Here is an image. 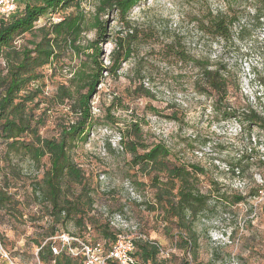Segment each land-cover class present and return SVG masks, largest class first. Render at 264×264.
Returning a JSON list of instances; mask_svg holds the SVG:
<instances>
[{"label":"rangeland","instance_id":"rangeland-1","mask_svg":"<svg viewBox=\"0 0 264 264\" xmlns=\"http://www.w3.org/2000/svg\"><path fill=\"white\" fill-rule=\"evenodd\" d=\"M19 1L15 0L18 9ZM95 3L96 0H88L83 4L89 17ZM218 13L235 16L229 41L200 29L202 22ZM61 17L49 15L38 24L43 25L48 18L55 23ZM108 21L111 39L102 47L106 65L116 35L123 32L125 36L127 31L116 15ZM130 22V29L136 34L138 31L134 55L123 65L118 77L105 76L93 98L96 121L90 138L73 152L76 163L96 186L95 207L114 213L127 205L130 209L126 211L127 220L134 225L139 223L140 233L161 245L169 255H165L169 264H264V134L241 122L243 113L250 108L264 115V0H146L132 11ZM94 37L95 33H90L81 43L86 45ZM28 39L29 36L18 38L16 45ZM174 39H179L183 49L195 59H209L213 65L222 61L227 65L230 88L226 105L236 117L224 120L216 114L214 98L194 87L197 71L170 59L166 47ZM77 61L68 55L56 70L46 68L43 92L48 99L71 79ZM3 65L0 59V70ZM46 106L41 104L37 114ZM66 112L65 107L56 108L47 118L41 135L58 136V117ZM131 123H140L146 143H165L175 159L202 167L206 172L199 184L202 193L210 191L211 183L215 182L221 193L246 198L234 207L213 198L196 223L198 244L190 253L176 246V239L164 232L157 214L140 207L123 187L125 181L137 179L130 166L131 156L119 147L120 133ZM12 171L7 168L5 174L23 201L25 216L22 221L0 222V237L16 262L38 264L34 241H40L49 218L46 210L39 213V207L28 200L37 171L28 162H19ZM101 174L106 175L104 182L99 178ZM142 181L148 183L146 178ZM138 192L145 199L153 195L149 187L139 188ZM256 193L258 196H254ZM67 229L66 233L89 242L97 238L94 229L85 232L73 223ZM0 264L9 263L0 259Z\"/></svg>","mask_w":264,"mask_h":264},{"label":"trees","instance_id":"trees-1","mask_svg":"<svg viewBox=\"0 0 264 264\" xmlns=\"http://www.w3.org/2000/svg\"><path fill=\"white\" fill-rule=\"evenodd\" d=\"M86 1L20 0L15 13L9 17L0 15V59L4 62L0 70V147L3 148L0 150V222L4 223L6 219L22 221L25 216L21 207L23 201L18 198V191H13L15 187L5 169L10 168L13 173L19 162H28L37 171L31 181L28 200L39 207V213L46 210L49 218L40 241H34L38 248V264H83L81 259H75L64 251L58 255L53 253V248L59 245L53 238L59 235L79 238L92 247L101 246L108 253L121 234L111 229L102 216V209L95 207L96 186L76 163L73 152L90 138L96 121L93 98L105 76L118 77L123 65L134 55L138 31L136 34L130 29V15L146 0H96L91 17L83 7ZM49 15L62 17L59 22L54 23L48 18L43 25L38 24ZM113 15L127 31L125 36L123 32L116 35L114 49L106 65L102 47L110 42L108 18ZM210 16L199 25L201 31L229 41L236 23L235 16L228 13ZM257 20H261L260 15ZM90 33H95L94 40L83 45L81 40ZM24 36L30 39L17 46V39ZM167 52L174 63L185 64L197 71L194 87L214 98L216 114L224 120L236 117L226 105L230 88L227 65L222 61L213 65L209 59H195L183 49L179 39H174L166 47ZM68 55L78 59L76 69L67 84L60 85L56 94L48 99L43 92L46 68L51 72L56 70ZM44 103L46 108L37 114ZM58 107L67 109L65 115L58 117V136L43 137L41 129ZM242 117V124L264 134V115L258 110L250 108ZM119 140L121 151L131 156L130 166L137 177L136 182H131L135 187L137 183V192L139 188L147 187L153 191L150 199L143 198L137 204L157 214L164 232L176 239V246L179 245L186 253L192 252L198 244L195 226L213 198L231 207L246 199L243 195L221 193L222 189L215 182L211 183L210 191L202 193L199 184L201 177L206 175L205 170L175 159L165 143H146L140 123L126 127ZM144 178L148 183L142 181ZM260 191L257 190L258 193ZM125 208L129 209L125 205L121 211L109 212L121 213ZM70 223L85 232L94 229L101 241L95 237L89 242L66 233ZM137 224L133 264H169V259L165 258L169 255L163 252L157 241L140 233V225ZM0 240L4 247L1 237ZM0 259L4 261L1 255ZM110 264L119 263L113 260Z\"/></svg>","mask_w":264,"mask_h":264},{"label":"built area","instance_id":"built-area-1","mask_svg":"<svg viewBox=\"0 0 264 264\" xmlns=\"http://www.w3.org/2000/svg\"><path fill=\"white\" fill-rule=\"evenodd\" d=\"M17 9L18 6L15 0H0L1 16L9 17L11 14L15 13ZM55 21L59 22L60 19H56ZM105 178L106 175H101V182H104ZM123 187L132 200L137 203L142 202L143 198L136 191L132 182L129 180L125 181ZM126 211L128 212L127 208L124 209V212L111 214L108 209H102V216L108 221L111 229L121 232L108 253L105 252L101 246L92 247L84 240L71 237L67 234H62L53 238V240L59 242V245L53 248V253L58 255L64 251L75 259H81L83 264H110V261L113 260L117 261L119 264H133L132 254L135 251V245L133 243L135 235L133 233L138 231V224L134 225L131 221L127 220ZM129 232L132 235L126 234ZM2 245L0 240L1 258L9 264H18L11 259Z\"/></svg>","mask_w":264,"mask_h":264}]
</instances>
